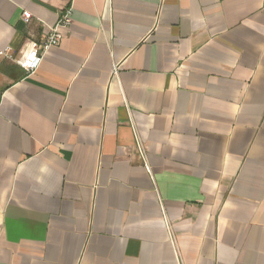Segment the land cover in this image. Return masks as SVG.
I'll return each instance as SVG.
<instances>
[{
  "label": "crops",
  "instance_id": "obj_1",
  "mask_svg": "<svg viewBox=\"0 0 264 264\" xmlns=\"http://www.w3.org/2000/svg\"><path fill=\"white\" fill-rule=\"evenodd\" d=\"M8 46L0 264H264V0H0Z\"/></svg>",
  "mask_w": 264,
  "mask_h": 264
},
{
  "label": "built area",
  "instance_id": "obj_2",
  "mask_svg": "<svg viewBox=\"0 0 264 264\" xmlns=\"http://www.w3.org/2000/svg\"><path fill=\"white\" fill-rule=\"evenodd\" d=\"M25 22H29L32 15L29 11L23 13ZM72 10L67 8L64 10L59 17V20L46 29L44 35V40L41 44L35 42H30L28 48L23 53V55L18 59L21 67L29 74L38 70L42 64L44 52L51 47H57L60 45L61 41L65 37L66 33L69 32V28L72 24ZM0 56H5L10 59H15L13 53V47H4L0 48ZM2 97L0 96V103ZM134 138L135 146L138 154H140L141 159L143 160L144 166L149 168L148 153L147 148L144 142V139L140 136L138 130L134 128Z\"/></svg>",
  "mask_w": 264,
  "mask_h": 264
}]
</instances>
